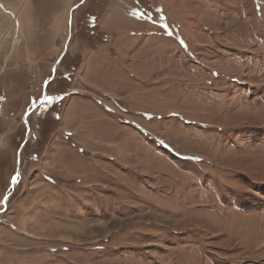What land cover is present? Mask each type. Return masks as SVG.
I'll return each instance as SVG.
<instances>
[{"label":"rangeland","instance_id":"rangeland-1","mask_svg":"<svg viewBox=\"0 0 264 264\" xmlns=\"http://www.w3.org/2000/svg\"><path fill=\"white\" fill-rule=\"evenodd\" d=\"M0 264H264V0H0Z\"/></svg>","mask_w":264,"mask_h":264},{"label":"snow or ice","instance_id":"snow-or-ice-1","mask_svg":"<svg viewBox=\"0 0 264 264\" xmlns=\"http://www.w3.org/2000/svg\"><path fill=\"white\" fill-rule=\"evenodd\" d=\"M171 35V34H169ZM61 76H63V74H60ZM67 79V78H66ZM55 82V77H53L52 79H50L49 81H47V83L50 85L52 83ZM59 87V85H58ZM58 99V97L56 95H49V96H45L42 100V103L43 104H51V103H54L56 100ZM193 159H196L198 160V158H193ZM19 176H20V173L17 172L15 175L12 176L11 178V183L13 185L17 184L18 181H19Z\"/></svg>","mask_w":264,"mask_h":264},{"label":"crops","instance_id":"crops-1","mask_svg":"<svg viewBox=\"0 0 264 264\" xmlns=\"http://www.w3.org/2000/svg\"><path fill=\"white\" fill-rule=\"evenodd\" d=\"M122 41L125 43V42H127L128 41V39H127V37H124L123 36V38H122ZM122 51V49H121V47H120V49H118V51H114L115 52V54L117 53V52H121ZM118 57H119V55H118ZM95 58H97V57H94V59L93 60H88L87 61V67H94V65H96V64H100V65H102L103 67H105V66H109V67H112V65H114V63L115 62H110V61H106L105 59L103 60V61H101L100 62V60L98 59V60H96ZM101 87H104V88H106V89H109V90H107V91H111V90H113V89H111V88H108V87H106L105 85H101Z\"/></svg>","mask_w":264,"mask_h":264},{"label":"water","instance_id":"water-1","mask_svg":"<svg viewBox=\"0 0 264 264\" xmlns=\"http://www.w3.org/2000/svg\"><path fill=\"white\" fill-rule=\"evenodd\" d=\"M77 7H78V4L74 5L73 9H74V8H77ZM71 24H72V20L70 19V20H69V27L71 26ZM69 37H70V32L68 33V39H67V41H66V43H65L64 49H63V51H62V53H61V56H62V55L64 54V52L66 51V47H67V44H68ZM61 56L59 57V59L61 58ZM59 59L57 60V63H58ZM57 63L54 64V66L52 67V73L55 72V69H56V65H57ZM50 78H52V77H50ZM44 93H45V87H44V89H43V95H42V97L40 98V100L38 101V103H40V102L43 100ZM27 114H28V112L25 113L23 120H25V117L27 116ZM27 129H28V128H27ZM23 144H24V142H23ZM23 144L21 145V147H20L19 149L22 148ZM17 172H18V171H16L15 174H16ZM15 174H14V175H15ZM10 186H11L12 188H13V186H14V185L11 183V181H10ZM6 197H7V196L4 197V199H3V203H5Z\"/></svg>","mask_w":264,"mask_h":264},{"label":"bare ground","instance_id":"bare-ground-1","mask_svg":"<svg viewBox=\"0 0 264 264\" xmlns=\"http://www.w3.org/2000/svg\"><path fill=\"white\" fill-rule=\"evenodd\" d=\"M72 20V19H71ZM18 41H19V39H18V37L16 38V40H15V42H17L18 43Z\"/></svg>","mask_w":264,"mask_h":264},{"label":"trees","instance_id":"trees-1","mask_svg":"<svg viewBox=\"0 0 264 264\" xmlns=\"http://www.w3.org/2000/svg\"><path fill=\"white\" fill-rule=\"evenodd\" d=\"M98 18H99V17H98ZM98 18H97V19H98Z\"/></svg>","mask_w":264,"mask_h":264}]
</instances>
